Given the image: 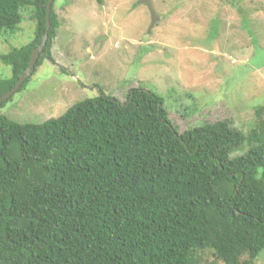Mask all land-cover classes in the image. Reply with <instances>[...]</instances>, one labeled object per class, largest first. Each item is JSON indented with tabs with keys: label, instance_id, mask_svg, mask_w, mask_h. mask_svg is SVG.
Wrapping results in <instances>:
<instances>
[{
	"label": "trees",
	"instance_id": "16d2710c",
	"mask_svg": "<svg viewBox=\"0 0 264 264\" xmlns=\"http://www.w3.org/2000/svg\"><path fill=\"white\" fill-rule=\"evenodd\" d=\"M48 1L0 0V37L20 32L27 8L36 22L29 45L0 54L12 70L0 78V97L41 45ZM54 4L32 76L46 59L55 64ZM11 99L0 105V264L257 263L264 105L254 109L249 134L228 121L181 133L163 99L141 88L125 102L101 91L42 124L3 115ZM205 251L213 261L205 263Z\"/></svg>",
	"mask_w": 264,
	"mask_h": 264
},
{
	"label": "rangeland",
	"instance_id": "374dc122",
	"mask_svg": "<svg viewBox=\"0 0 264 264\" xmlns=\"http://www.w3.org/2000/svg\"><path fill=\"white\" fill-rule=\"evenodd\" d=\"M139 1L55 0V64L46 59L2 114L42 124L101 91L125 102L141 88L163 99L181 133L228 121L249 134L254 109L264 105V0H151L160 16L151 30ZM22 14L20 32L0 37V54L33 41L32 9ZM11 76L0 61V78ZM202 255L214 260L210 251ZM256 264H264V251Z\"/></svg>",
	"mask_w": 264,
	"mask_h": 264
},
{
	"label": "water",
	"instance_id": "95a60500",
	"mask_svg": "<svg viewBox=\"0 0 264 264\" xmlns=\"http://www.w3.org/2000/svg\"><path fill=\"white\" fill-rule=\"evenodd\" d=\"M54 1L55 0H49L47 4V30H46L45 35L42 38L41 45L33 51L29 67L27 68L26 72L21 76V78L17 81L15 87L0 97V105H2L4 102L9 100L13 95H15L21 89L25 81L31 76L33 70L35 69L36 63L40 55L45 50L48 39H49V31L51 29V11H52V6H53ZM138 3L144 4L145 6H147L150 12V15H151L150 30H151L155 26L157 21H159L160 16L156 13L153 2L151 0H140ZM150 32L151 31H149V33Z\"/></svg>",
	"mask_w": 264,
	"mask_h": 264
},
{
	"label": "crops",
	"instance_id": "0c3cea01",
	"mask_svg": "<svg viewBox=\"0 0 264 264\" xmlns=\"http://www.w3.org/2000/svg\"><path fill=\"white\" fill-rule=\"evenodd\" d=\"M58 37V36H57Z\"/></svg>",
	"mask_w": 264,
	"mask_h": 264
}]
</instances>
